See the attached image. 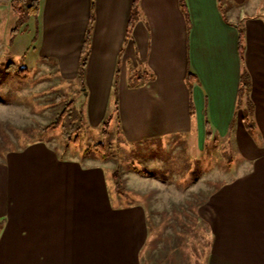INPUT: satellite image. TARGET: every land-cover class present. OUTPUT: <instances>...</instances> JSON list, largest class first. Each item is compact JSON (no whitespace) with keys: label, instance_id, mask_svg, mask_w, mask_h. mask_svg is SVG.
<instances>
[{"label":"crops","instance_id":"crops-1","mask_svg":"<svg viewBox=\"0 0 264 264\" xmlns=\"http://www.w3.org/2000/svg\"><path fill=\"white\" fill-rule=\"evenodd\" d=\"M262 3L42 0L40 7V56L56 59L66 77L78 76L91 29L88 126L100 128L116 93L122 141L196 133L202 142L212 133L235 142L238 169L197 208L211 237L202 264H264ZM57 148L36 140L0 158V264H145V206L112 197L104 159Z\"/></svg>","mask_w":264,"mask_h":264},{"label":"rangeland","instance_id":"rangeland-1","mask_svg":"<svg viewBox=\"0 0 264 264\" xmlns=\"http://www.w3.org/2000/svg\"><path fill=\"white\" fill-rule=\"evenodd\" d=\"M10 2L0 0V158L42 140L58 145L57 151L63 154L104 159L92 146L105 144L109 156L103 161L112 197L141 202L147 210L150 242L143 249V262L174 264L178 246V264H195L196 259L204 263L211 237L197 208L206 202L212 187L238 169L242 157L235 142L230 137L210 138L212 133L201 142L192 133L127 143L117 140V135L104 137L100 128L85 122L79 141L67 145L66 128L45 127L68 101L73 106L66 121L84 113V78L66 77L56 59L41 58L40 14L20 19ZM259 13L264 17V0ZM16 27L19 30L11 35ZM164 253L171 255L167 261L161 258Z\"/></svg>","mask_w":264,"mask_h":264},{"label":"trees","instance_id":"trees-1","mask_svg":"<svg viewBox=\"0 0 264 264\" xmlns=\"http://www.w3.org/2000/svg\"><path fill=\"white\" fill-rule=\"evenodd\" d=\"M182 1V5L184 6V0ZM11 10L12 12L21 18H27L31 16H36L40 12V7L42 0H11ZM140 3V0H134V7H137ZM93 21V17H91L90 24ZM133 24V19H131L129 23V29ZM128 29V30H129ZM19 29L13 28L11 29V35L15 34ZM90 46H91V29L88 28L85 34L84 42L81 48L80 54V62L78 69V76L84 78L85 70L88 64V59L90 55ZM241 46V45H240ZM191 75V73H190ZM73 106V102L68 101L63 109L56 114L55 118L51 123L46 125L45 129H55V128H66L63 132L64 140L67 145L72 142L77 143L79 140L78 132L82 129V124L84 125L85 117L82 112L77 114L74 121H66L70 116L69 113L71 111V107ZM78 118L77 121H75ZM66 122H68L66 124ZM101 133L104 137L112 136V139H115L114 135H117V140H123L122 138V129H121V119L118 112V99L116 93H114V105L112 110L108 112V114L104 117L101 125H100ZM77 133V134H76ZM75 134V135H74ZM97 151H101L103 154L102 157L106 159L109 155L106 153L107 147L105 144H95L92 146ZM109 148H112L109 145Z\"/></svg>","mask_w":264,"mask_h":264}]
</instances>
